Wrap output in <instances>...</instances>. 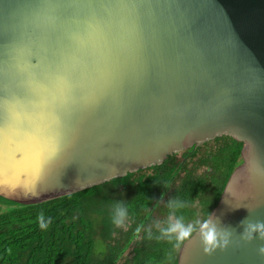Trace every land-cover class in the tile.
Segmentation results:
<instances>
[{"label":"water","instance_id":"1","mask_svg":"<svg viewBox=\"0 0 264 264\" xmlns=\"http://www.w3.org/2000/svg\"><path fill=\"white\" fill-rule=\"evenodd\" d=\"M221 137L240 165L209 215L232 238L177 264H264L239 239L264 222V0H0V213Z\"/></svg>","mask_w":264,"mask_h":264},{"label":"trees","instance_id":"2","mask_svg":"<svg viewBox=\"0 0 264 264\" xmlns=\"http://www.w3.org/2000/svg\"><path fill=\"white\" fill-rule=\"evenodd\" d=\"M240 155L241 146L221 137L80 192L11 203L0 213V264H177L182 244L173 248L154 227L167 215V202H186L185 222L199 214L205 219L239 167ZM115 201L128 209L122 227L110 221ZM41 214L43 229L37 221Z\"/></svg>","mask_w":264,"mask_h":264},{"label":"clouds","instance_id":"3","mask_svg":"<svg viewBox=\"0 0 264 264\" xmlns=\"http://www.w3.org/2000/svg\"><path fill=\"white\" fill-rule=\"evenodd\" d=\"M186 206V202L181 199H171L167 202V215L162 221H157L154 225L159 233L158 238L168 240L173 248H177L194 234H198L205 253H212L218 248L223 250L230 243L232 234L228 231L219 230L212 222L210 215L203 220L196 219L185 222L182 210ZM127 214L128 209L125 204L120 201L113 202L110 221L114 226L122 227ZM37 221L40 228L46 227L42 214L37 217ZM140 230V226H137L135 233L138 234ZM239 239L244 242H251L253 239L264 241V222L257 220L246 223L239 234ZM257 251L260 256H264V243L258 247Z\"/></svg>","mask_w":264,"mask_h":264},{"label":"rangeland","instance_id":"4","mask_svg":"<svg viewBox=\"0 0 264 264\" xmlns=\"http://www.w3.org/2000/svg\"><path fill=\"white\" fill-rule=\"evenodd\" d=\"M97 247L100 249V248H103L104 249V246L102 244H98ZM129 254V252L127 251L126 252V256ZM123 261H121L119 264H122Z\"/></svg>","mask_w":264,"mask_h":264},{"label":"flooded vegetation","instance_id":"5","mask_svg":"<svg viewBox=\"0 0 264 264\" xmlns=\"http://www.w3.org/2000/svg\"><path fill=\"white\" fill-rule=\"evenodd\" d=\"M180 154H182V153H180ZM143 170L146 171L147 168H146V169H143ZM197 218H198V219H201V214H199ZM124 228L126 229V226H125Z\"/></svg>","mask_w":264,"mask_h":264}]
</instances>
